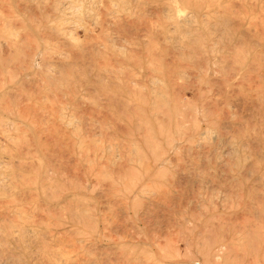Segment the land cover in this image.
Here are the masks:
<instances>
[{
  "label": "rangeland",
  "instance_id": "1",
  "mask_svg": "<svg viewBox=\"0 0 264 264\" xmlns=\"http://www.w3.org/2000/svg\"><path fill=\"white\" fill-rule=\"evenodd\" d=\"M13 6L0 264H264V0Z\"/></svg>",
  "mask_w": 264,
  "mask_h": 264
},
{
  "label": "bare ground",
  "instance_id": "2",
  "mask_svg": "<svg viewBox=\"0 0 264 264\" xmlns=\"http://www.w3.org/2000/svg\"><path fill=\"white\" fill-rule=\"evenodd\" d=\"M6 2V9L5 6H3V1L0 2V45L2 43V40H5L10 47H13L15 44V36H16V29H15V24L14 21L16 20V12L14 11V6H13V0H4ZM3 62V61H2ZM8 70L6 66L0 64V77L4 75V72ZM4 77V76H3ZM1 82V81H0ZM2 84L4 81L1 82ZM4 88L3 85H1ZM10 83V82H9ZM5 84V83H4ZM6 85V84H5ZM0 91H2L0 89ZM3 96V95H2ZM1 98V97H0ZM1 100V106H2V99ZM4 107V106H2ZM6 108V107H5ZM1 109V107H0ZM2 110V109H1ZM6 110V109H5ZM4 111V110H2ZM3 117V116H1ZM3 119V118H2ZM1 121V119H0ZM1 124V122H0ZM127 183V182H126ZM13 222H11L12 224ZM26 223V222H25ZM16 225V224H15ZM21 227V226H20ZM12 228V227H11ZM21 229V228H20ZM11 233V232H9ZM48 248V247H47ZM52 250V249H51ZM48 258V257H47ZM20 263V262H19ZM61 264V263H60Z\"/></svg>",
  "mask_w": 264,
  "mask_h": 264
}]
</instances>
